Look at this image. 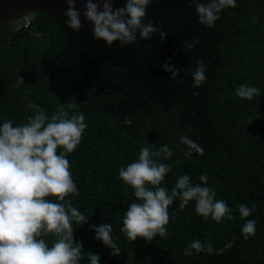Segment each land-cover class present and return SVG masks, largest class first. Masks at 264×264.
<instances>
[{
	"label": "trees",
	"instance_id": "obj_1",
	"mask_svg": "<svg viewBox=\"0 0 264 264\" xmlns=\"http://www.w3.org/2000/svg\"><path fill=\"white\" fill-rule=\"evenodd\" d=\"M125 2L113 0V9ZM195 3L152 0L145 22L159 26L164 39L160 33L148 40L137 34L134 44L123 47L69 28L65 14L56 12L32 14L28 28L0 24V126L26 123L34 115L29 102L49 118L60 104L74 102L73 112L85 116L82 141L67 156L79 195L66 199L88 218L73 225L74 242L82 243L79 264H90L89 253L99 255L100 264H264V0H235L212 28L199 23ZM193 40L198 43L189 49L184 42ZM169 61L181 69L176 79L163 70ZM200 61L206 80L196 88L192 73ZM241 84L257 87L260 95L251 101L237 97ZM185 135L204 148L203 156L185 159L188 149L179 142ZM151 145L153 151L167 145L173 152L161 161L172 168L161 186L170 191L179 176L199 184L207 175L202 186L227 203L234 219L205 220L194 201L181 209L177 199L169 208L165 238L129 241L121 229L135 197L119 169ZM241 204L255 206L246 218L256 221L248 240L241 233L246 222ZM105 223L113 227L118 257L95 239L92 226ZM44 239L54 242L52 236ZM193 240L225 250L184 255ZM228 243L231 248H225Z\"/></svg>",
	"mask_w": 264,
	"mask_h": 264
},
{
	"label": "clouds",
	"instance_id": "obj_2",
	"mask_svg": "<svg viewBox=\"0 0 264 264\" xmlns=\"http://www.w3.org/2000/svg\"><path fill=\"white\" fill-rule=\"evenodd\" d=\"M113 0H86L84 16L93 26V36L111 46L134 44L137 34L148 40L153 33L165 34L151 20L145 22L147 8L152 0H126L123 7L112 8ZM65 13L67 26L79 31L82 28L80 13L76 10L75 0H67ZM102 6V7H101ZM235 0H196L195 7L199 23L212 28L226 8H234ZM191 49L198 41L184 42ZM203 61L198 62L192 73L194 87L199 88L206 80ZM163 70L176 79L181 69L166 62ZM21 83L23 79L20 78ZM236 96L251 101L260 95L255 86L241 84L236 88ZM195 95V93H194ZM28 107L34 115L27 122L13 126L6 121L0 126V264H79L82 258V243L74 242L73 225L88 222L72 202L66 197L79 195L70 172L68 154L74 152L82 141L87 128L82 112H73L78 105L74 102L60 104L58 112L49 118L35 102ZM130 117L123 124L129 125ZM180 144L187 147L185 159L193 153L204 155V148L188 136L180 137ZM155 145L140 149L138 159L126 167H120L119 179L134 193L135 200L123 215L124 233L129 241L138 237L152 241L157 236L168 235L169 208L179 199L183 209L195 202V212L217 224L233 220L231 209L223 199L216 198V192L207 185V175L199 177V184H193L189 175L177 178L169 191L161 186L172 168L161 162L170 160L172 150L165 145L153 151ZM179 164V161H177ZM55 200V202H54ZM240 218L246 220L241 233L244 240L255 235L256 221L247 220L255 206H238ZM95 239L112 250L113 256L120 255V248L112 236L113 227L105 223L92 226ZM54 237L49 245L44 237ZM235 239V238H233ZM232 243L225 245L231 248ZM225 249L216 250L208 241L193 240L184 249V255L213 253L222 255ZM90 264H100V256L87 254Z\"/></svg>",
	"mask_w": 264,
	"mask_h": 264
},
{
	"label": "water",
	"instance_id": "obj_3",
	"mask_svg": "<svg viewBox=\"0 0 264 264\" xmlns=\"http://www.w3.org/2000/svg\"><path fill=\"white\" fill-rule=\"evenodd\" d=\"M96 2V0H94ZM86 0H75L76 10L80 13L82 28L86 35L93 38V26L84 16ZM112 8L114 7L112 2ZM102 7V6H101ZM67 0H0V24H19L34 13L65 14Z\"/></svg>",
	"mask_w": 264,
	"mask_h": 264
},
{
	"label": "built area",
	"instance_id": "obj_4",
	"mask_svg": "<svg viewBox=\"0 0 264 264\" xmlns=\"http://www.w3.org/2000/svg\"><path fill=\"white\" fill-rule=\"evenodd\" d=\"M33 21V16L32 14L31 15H28L22 22L23 24L21 26H24L25 28H28L30 27L31 23ZM17 25V24H16Z\"/></svg>",
	"mask_w": 264,
	"mask_h": 264
},
{
	"label": "rangeland",
	"instance_id": "obj_5",
	"mask_svg": "<svg viewBox=\"0 0 264 264\" xmlns=\"http://www.w3.org/2000/svg\"><path fill=\"white\" fill-rule=\"evenodd\" d=\"M23 24V22H20L19 24H17V25H22Z\"/></svg>",
	"mask_w": 264,
	"mask_h": 264
}]
</instances>
